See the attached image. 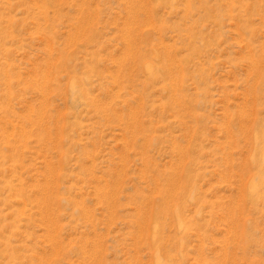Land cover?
I'll return each mask as SVG.
<instances>
[{
	"label": "rangeland",
	"instance_id": "obj_1",
	"mask_svg": "<svg viewBox=\"0 0 264 264\" xmlns=\"http://www.w3.org/2000/svg\"><path fill=\"white\" fill-rule=\"evenodd\" d=\"M0 264H264V0H0Z\"/></svg>",
	"mask_w": 264,
	"mask_h": 264
}]
</instances>
